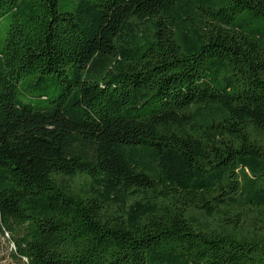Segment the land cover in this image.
Instances as JSON below:
<instances>
[{
  "label": "trees",
  "instance_id": "1",
  "mask_svg": "<svg viewBox=\"0 0 264 264\" xmlns=\"http://www.w3.org/2000/svg\"><path fill=\"white\" fill-rule=\"evenodd\" d=\"M6 15L16 257L264 264V0H0Z\"/></svg>",
  "mask_w": 264,
  "mask_h": 264
},
{
  "label": "rangeland",
  "instance_id": "2",
  "mask_svg": "<svg viewBox=\"0 0 264 264\" xmlns=\"http://www.w3.org/2000/svg\"><path fill=\"white\" fill-rule=\"evenodd\" d=\"M79 0H60L61 10L63 12L73 11ZM11 24L10 15H6L0 19V51L5 46V40ZM21 98L25 101H29L25 97ZM32 103H35L31 100ZM15 246L12 239L7 233L0 232V264H26V259H19L14 255Z\"/></svg>",
  "mask_w": 264,
  "mask_h": 264
}]
</instances>
